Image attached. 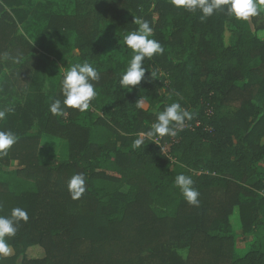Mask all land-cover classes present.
Wrapping results in <instances>:
<instances>
[{
  "label": "trees",
  "instance_id": "16d2710c",
  "mask_svg": "<svg viewBox=\"0 0 264 264\" xmlns=\"http://www.w3.org/2000/svg\"><path fill=\"white\" fill-rule=\"evenodd\" d=\"M29 1L0 0V72L29 81L37 69L51 89L40 99L39 127L25 113L17 142L0 157V215L19 207L29 217L6 238L14 253L0 264H264V9L248 21L226 11L201 21L199 10L171 0H57L40 14L35 46L19 33ZM134 19L149 23L164 53L144 61L145 77L156 78L129 90L119 80L133 54L123 37L137 29ZM56 34L70 35L69 43L57 37L54 50L66 71L85 61L98 70L86 112L49 110L55 100L64 107V72L49 56ZM141 100L148 106L138 108ZM173 102L192 113L184 130L133 149ZM44 136L63 139L67 156L44 160ZM77 173L86 191L72 199ZM181 173L193 178L198 206L174 186ZM235 212L251 242L240 257ZM34 245L43 258L27 255Z\"/></svg>",
  "mask_w": 264,
  "mask_h": 264
},
{
  "label": "clouds",
  "instance_id": "9594fccd",
  "mask_svg": "<svg viewBox=\"0 0 264 264\" xmlns=\"http://www.w3.org/2000/svg\"><path fill=\"white\" fill-rule=\"evenodd\" d=\"M171 3L175 7L183 8L191 13H196L199 10L201 21L213 16L218 11H226L229 17L248 21L251 17L259 15L260 8L264 6V0H171ZM134 22L138 25L137 29L123 37L124 44L128 49H131L133 54L119 80L120 86L129 90L133 86L139 85L142 79L156 78L154 72L150 73V77H145L148 68L144 66V61L146 58L151 59L154 55L164 53L161 43L151 38L153 28L149 23L139 19H134ZM99 79L98 70L91 63L85 61L73 64L64 72L61 81L64 107H61L60 100H55L50 105V112L53 115L62 116L65 114L66 108L76 109L81 113L88 111L90 102L97 96L93 82L99 81ZM137 107H143L142 100L137 102ZM12 111L14 109L11 107L0 109V120L5 119L7 114ZM191 120L192 113L183 108L181 103L173 102L157 113L156 121L151 125L150 130L146 134L138 136L133 141L132 148H140L144 144L145 138L175 137L184 130L186 121ZM17 139L16 134L12 131L0 130V157L8 154V150L17 142ZM193 185L194 180L191 176L181 173L175 177L174 186L179 188L187 203L198 206L200 193ZM68 190L72 199H79L82 196L86 191V178L83 173L74 174L70 178ZM28 219L27 211L19 207L13 208L10 216L0 215V257L12 254L6 238L16 234L20 221L27 222Z\"/></svg>",
  "mask_w": 264,
  "mask_h": 264
},
{
  "label": "crops",
  "instance_id": "0c3cea01",
  "mask_svg": "<svg viewBox=\"0 0 264 264\" xmlns=\"http://www.w3.org/2000/svg\"><path fill=\"white\" fill-rule=\"evenodd\" d=\"M34 27L32 28L30 35L34 33ZM19 33H21L20 26ZM30 35L25 36L28 37L29 40L36 46L34 43L35 41L30 37ZM54 59H56V63L60 64L57 58ZM54 59L51 60L54 61ZM18 63L19 62H17V64ZM45 66L46 64H44V66L41 68ZM50 66L51 65L48 63V72L50 71ZM53 69H55V61L53 64ZM49 77L50 76L48 75V79L43 78L42 73L36 69L29 81L27 80L26 82V78L24 76L19 75L18 77H15L13 74H11L8 67L0 72V109L7 107L14 109V111L7 114L5 119L0 120V130H10L14 133L16 130L22 129L25 122V113H27V118L30 117L31 125L34 124V121L37 120L36 113L38 112V109L41 105V97L45 96L46 94H48V97H50L51 80ZM45 82H47V85ZM12 162L15 164L16 160H12ZM10 248L12 250V254L10 256H12L14 250L12 247ZM30 251L33 252V257L29 255ZM27 255L30 258H43L45 256V250L38 245H34L28 248Z\"/></svg>",
  "mask_w": 264,
  "mask_h": 264
},
{
  "label": "rangeland",
  "instance_id": "374dc122",
  "mask_svg": "<svg viewBox=\"0 0 264 264\" xmlns=\"http://www.w3.org/2000/svg\"><path fill=\"white\" fill-rule=\"evenodd\" d=\"M51 1H57V0H30L29 1V9H30V15L28 20L20 25V31L21 33L29 36L32 28L34 26L37 25V22L40 20V14L41 12L44 10V6ZM59 5L62 6V4L64 3L62 0H58ZM260 9H264V6H262ZM258 35L261 38H264V31H260L258 32ZM70 36V35H69ZM69 36H65L64 35H52L51 39L49 41V43H54V47H52L50 49V53L49 56L51 59L57 58L54 50H56V48L58 47V49H60V45H58L59 43V37L63 39L64 43H69L70 37ZM58 37V39H57ZM228 37H229V32L226 33V40L228 41ZM38 46V43H35ZM58 60V59H57ZM55 62L56 59H54ZM59 64V63H58ZM59 66L61 67V69L63 70V72L66 71V69L59 64ZM47 85V82H45ZM51 83V82H50ZM143 106L147 107L148 104L147 102L143 101ZM34 126L35 128L39 127L38 121L35 120L34 121ZM264 143V140H263ZM42 158L44 160H48V159H63L67 156V151H66V147H65V141L61 138H58L56 136H52V137H47L44 136L41 143H40V150H39ZM231 223H232V229H233V233L236 235V242H237V248H236V257H240L242 255H244L246 253V251L250 248V244L251 242L249 241L247 235H245L243 233V231L240 228V220L239 217L237 215V212H235L232 215V219H231ZM41 247V246H40ZM42 248V247H41ZM186 251L184 250L183 253H185ZM31 257H33V252L30 251L29 254Z\"/></svg>",
  "mask_w": 264,
  "mask_h": 264
},
{
  "label": "bare ground",
  "instance_id": "6f19581e",
  "mask_svg": "<svg viewBox=\"0 0 264 264\" xmlns=\"http://www.w3.org/2000/svg\"><path fill=\"white\" fill-rule=\"evenodd\" d=\"M64 10V9H63ZM72 12V11H71ZM49 14V13H48ZM44 17V16H43ZM77 52V51H76ZM39 63V62H38ZM41 64V63H40ZM64 65V64H63ZM66 66V65H65ZM27 82V81H26ZM57 92V91H56ZM53 100V99H52Z\"/></svg>",
  "mask_w": 264,
  "mask_h": 264
}]
</instances>
